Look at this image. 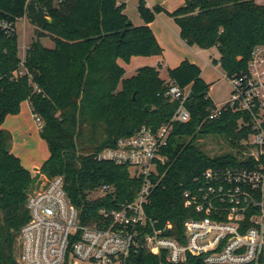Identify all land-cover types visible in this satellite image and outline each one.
<instances>
[{
  "label": "trees",
  "instance_id": "1",
  "mask_svg": "<svg viewBox=\"0 0 264 264\" xmlns=\"http://www.w3.org/2000/svg\"><path fill=\"white\" fill-rule=\"evenodd\" d=\"M125 9L126 3L118 0H66L58 7L44 0H0V17L17 22L26 16L37 36L26 49L28 73L13 79L22 59L18 35L0 32V264H19L17 238L30 219L28 195L41 184L12 152L13 135L3 127L8 115L20 113L24 101L42 119L39 134L50 153L39 173L48 179L64 177L83 224L95 225L102 208H117L138 194L141 179L133 177L128 166L97 156L143 125L158 127L170 121L179 102L165 96L169 82L157 66H143L125 78L119 59L162 52L149 25L161 9L139 0L143 25H135ZM169 14L187 44L218 48L221 58L214 61L226 77L246 73L253 50L264 44V4L256 0H185ZM43 36L52 37L56 46L45 47ZM168 72L173 83L190 87L186 106L191 119L174 123L164 151L168 160L154 177L157 185L147 211L165 235L182 240L184 223L194 216L185 206V190L208 168L243 163L237 158L242 154L239 141L251 127L240 126L242 119L249 121L247 112L232 108L210 119L215 106L211 84L196 63L184 59ZM148 105L150 110L145 109ZM209 136L224 138L232 149L211 156L199 143ZM106 184L114 191L93 198V192ZM133 262L174 264L145 248L142 258L134 257ZM180 264L207 263L190 254Z\"/></svg>",
  "mask_w": 264,
  "mask_h": 264
},
{
  "label": "built area",
  "instance_id": "2",
  "mask_svg": "<svg viewBox=\"0 0 264 264\" xmlns=\"http://www.w3.org/2000/svg\"><path fill=\"white\" fill-rule=\"evenodd\" d=\"M44 1L58 7L66 0ZM16 25L0 17V32L14 35ZM25 56L13 79L28 73ZM227 78L231 96L215 104L209 117L218 118L224 108L247 112L250 119H242L240 126H250L251 132L239 141L242 154L237 156L243 163L208 168L185 190V206L194 216L185 221L182 240L165 235L147 211L157 185L154 177L168 160L164 151L174 123L191 119L186 106L190 87L168 79L165 96L179 102L171 120L158 127L143 125L97 156L128 166L131 175L141 179L136 198L117 208H102L100 221L87 225L67 195L64 177L49 179L28 195L30 219L19 234V264H136L133 258L143 255L144 248L174 264L185 263L190 254L207 264H264V44L253 50L246 73ZM35 117L41 127L42 119ZM113 191L106 184L92 197L104 198Z\"/></svg>",
  "mask_w": 264,
  "mask_h": 264
},
{
  "label": "rangeland",
  "instance_id": "3",
  "mask_svg": "<svg viewBox=\"0 0 264 264\" xmlns=\"http://www.w3.org/2000/svg\"><path fill=\"white\" fill-rule=\"evenodd\" d=\"M147 5L151 9L159 7L160 12L155 13V18L152 22L156 27H160L163 36L167 37L170 33L165 23H171L174 18L170 16L169 12L174 11L181 6L184 0H145ZM259 4H264V0H256ZM139 0H128L125 12L129 15L130 20L136 23H145L144 18L141 16L138 9ZM171 18V19H170ZM149 23V24H150ZM17 35L19 44V56L22 58L26 54L27 47L37 39L35 33V26L26 16L20 18L17 21ZM171 36V35H170ZM175 37V36H174ZM171 38V37H170ZM176 39V38H175ZM158 40V39H157ZM41 43L48 48H54L56 46L55 40L50 36H43L40 39ZM162 47V52L151 55H134L130 59L121 58L119 63L125 68V78L131 77L136 74L137 70L143 66H157L161 71V76L167 79L169 76L168 66H175V59L177 57V48L182 44L181 40L167 41L165 39L158 40ZM186 49L193 54L202 67V74L205 80L211 84L210 95L215 104H223L231 96L232 85L226 74L221 67L220 63H216L214 60H220L221 55L217 47L209 49L201 48L197 45L190 46L189 44H183ZM194 51H199L203 58L210 61L211 66L204 68V60L197 56ZM172 68V67H171ZM7 125L11 127L14 138L15 148L23 156V162L26 166L32 169L34 172L36 168L39 170L34 174L38 175L39 188L30 190V193L36 190H41L46 186L49 179L39 173L40 165L42 161L48 156L49 149L46 141H44L38 132L39 122L35 116H32L29 104L23 102L21 105V111L17 115H11L8 118ZM203 149L211 156L220 154L225 151L231 150L230 144L222 137L209 136L199 140ZM21 244L19 236L17 238L16 257L17 260L20 256ZM19 263V262H18ZM88 264V263H80Z\"/></svg>",
  "mask_w": 264,
  "mask_h": 264
},
{
  "label": "crops",
  "instance_id": "4",
  "mask_svg": "<svg viewBox=\"0 0 264 264\" xmlns=\"http://www.w3.org/2000/svg\"><path fill=\"white\" fill-rule=\"evenodd\" d=\"M122 2H125L126 3V5H127V2H128V0H121ZM184 2H185V0H184ZM184 2L181 4V5H183L184 4ZM149 8H150V6L149 5H147ZM180 7V6H179ZM177 9V8H176ZM126 13V12H125ZM128 17H129V15H128ZM130 18V17H129ZM171 19V18H170ZM164 23H165V25H166V27L168 28V31L170 32V33H168L167 34V37H165V36H163L162 35V33H164V32H162V29L160 28V27H156V25H154V23H150L149 25H150V27L152 28V30L154 31V33H155V35H156V37H157V39L160 41V39L162 38V39H165V40H167V41H173V40H181L182 41V44H180V47H178L177 48V57H176V59H175V64H173V65H175V66H168L169 68H174V67H176V66H178L184 59H188V60H190L191 62H194V63H196L200 68H201V70H202V67H201V65H200V63L198 62V60L193 56V54H191L187 49H186V47H184V45L183 44H187L182 38H181V30H180V27L178 26V24L175 22V21H173L172 19H171V23H167L166 22V20L164 19V21H163ZM135 25H143V24H145V23H136V22H133ZM166 33V32H165ZM164 33V34H165ZM171 35V36H170ZM175 36V37H174ZM171 37V38H170ZM176 38V39H175ZM193 52L197 55V56H199V57H201L203 60H204V68H206V67H209V66H211V63H210V61H208V60H206L205 58H203V56L201 55V53L199 52V51H194L193 50ZM162 77V76H161ZM202 77H203V74H202ZM163 78V77H162ZM204 78V77H203ZM167 79H169V76H168V78ZM205 79V78H204ZM207 82V81H206ZM212 86V85H211ZM210 97H211V95H210ZM212 99V98H211ZM25 102H27L28 104H29V108H30V111H31V114H32V116H34L33 115V113H32V110H31V105H30V102L29 101H25ZM214 102V101H213ZM11 115H8L7 116V118H6V121H5V123L3 124V127L4 128H6V129H8V130H10L11 131V133H12V135H13V145H12V152L14 153V154H16L17 156H19L20 158H21V161H22V163H23V165L26 167V168H28L31 172H32V174L34 175L38 170H39V168H36V171L34 172L32 169H30L28 166H26L25 164H24V162H23V156L21 155V153H19L17 150H16V148H15V138H14V133H13V131H12V129H11V127L10 126H8L7 125V121H8V118L10 117ZM38 132H40V126L38 127ZM40 135V134H39ZM49 155H50V153H48V156L42 161V163H41V165L43 164V162L49 157ZM41 165H40V167H41Z\"/></svg>",
  "mask_w": 264,
  "mask_h": 264
},
{
  "label": "water",
  "instance_id": "5",
  "mask_svg": "<svg viewBox=\"0 0 264 264\" xmlns=\"http://www.w3.org/2000/svg\"><path fill=\"white\" fill-rule=\"evenodd\" d=\"M145 109L146 110H150L151 109V106L150 105H148V106H146L145 107ZM139 260L142 258V252H139V254H138V257H137Z\"/></svg>",
  "mask_w": 264,
  "mask_h": 264
}]
</instances>
